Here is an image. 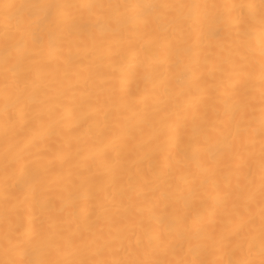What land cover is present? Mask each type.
<instances>
[{"label":"bare ground","instance_id":"obj_1","mask_svg":"<svg viewBox=\"0 0 264 264\" xmlns=\"http://www.w3.org/2000/svg\"><path fill=\"white\" fill-rule=\"evenodd\" d=\"M0 264H264V0H0Z\"/></svg>","mask_w":264,"mask_h":264}]
</instances>
